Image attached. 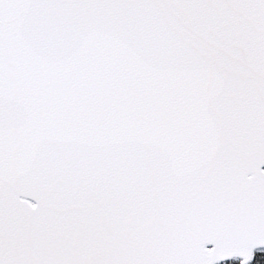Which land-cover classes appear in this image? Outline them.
Here are the masks:
<instances>
[{"label": "snow or ice", "instance_id": "obj_1", "mask_svg": "<svg viewBox=\"0 0 264 264\" xmlns=\"http://www.w3.org/2000/svg\"><path fill=\"white\" fill-rule=\"evenodd\" d=\"M0 264H264V0H0Z\"/></svg>", "mask_w": 264, "mask_h": 264}]
</instances>
